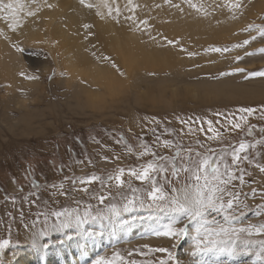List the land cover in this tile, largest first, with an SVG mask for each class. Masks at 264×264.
I'll use <instances>...</instances> for the list:
<instances>
[{
	"label": "rangeland",
	"instance_id": "374dc122",
	"mask_svg": "<svg viewBox=\"0 0 264 264\" xmlns=\"http://www.w3.org/2000/svg\"><path fill=\"white\" fill-rule=\"evenodd\" d=\"M52 1L59 3V0H40L38 14L29 18L31 28H27L22 35L16 32L15 42L9 38L8 34V36H0V55L2 53L10 55L7 45H18L24 49L21 57L26 64L20 66L19 72H5L3 67L1 70L4 72H0V240L10 241L9 246L0 253V264H15L14 261L23 257L28 250H33L36 254L33 264H93L97 258L111 259L115 253H119L127 262L136 261V264H143V261L149 259L153 261L166 259V253L149 252V249L161 247L173 251L179 264H197L200 257L189 255L193 244L192 236L184 237L173 248L175 240L154 235L155 230L169 222L168 218L163 214H153L145 209L126 212L118 218L89 220L83 225L82 230L66 229L62 232H50L47 237L37 234L46 228L44 215L53 211L68 208L75 209L81 216L85 212L96 216L111 203L117 206L126 203L122 196H130V190L126 186L117 188L114 181L104 186H101L99 182L84 186H81L79 182L76 184L71 182L76 176L93 173L103 178L119 167L127 170L138 167L140 163L150 159V157L140 159L136 155L127 154L124 145L116 143L120 136H124L132 144L134 151L138 150L140 139L152 144L155 137L150 129L153 128L156 129V135L161 136V140L174 139L177 134H180L184 136L183 143L189 144L193 143V137L187 134L190 125L193 129L203 127L205 131L198 132L196 135L202 141L208 142L207 137L211 133L207 132V124L204 121L213 120L216 128H220L221 124L228 127L225 124L226 117H238L239 108L251 107L256 109V112L248 118L249 124L255 125L252 136H247L246 131L236 130L230 134V139L234 143L242 138L252 143L264 140V133L260 131L264 128V119L261 118V112L264 111V77L249 75L254 71L264 70V54L245 55V52H256L259 47H264V39L258 38L244 48H233V45L242 43L251 35H255L254 31L251 33L244 31L249 24L264 23V0H240L241 8L233 11H229L227 7L228 0H193V3L203 5L204 10L201 12L190 8L185 0H171V3H167L166 0H132L131 6L128 5V0H110L113 7L120 8L118 17L115 16V12L112 16L107 15L106 9L101 10L104 16L98 15L96 8L89 9L80 4L79 0H74L75 4L82 8L81 28L91 34L86 42L81 44L84 48L82 57L89 62V65L96 62L98 64L108 62V66L110 65L114 71L121 74L117 72L120 77L123 75L126 79L127 73L114 61L113 55H109L104 47L101 48L103 46L101 33L97 32H101L100 22L104 20L103 18L107 17L111 21L117 20V23H121L126 17L131 16L130 20L134 23L132 33L140 34L143 43L140 46L141 49L152 50L153 48L148 44L154 45L153 42L156 41L155 46L158 43L164 48L175 49L182 59L189 60L187 71H197L198 74L194 77L196 80L222 82L233 79L238 88L250 91L249 94L241 96L238 89H232L230 94H235L233 97L215 94L208 98L206 96L212 93L204 90L205 87L200 85L201 88L198 89L201 92V98L205 101L200 98L185 100V96H182L172 99L173 104L179 100L175 111L160 108L151 113L150 110L141 106L143 112L136 109L119 114L116 112L118 115L114 117L111 116V112H107L114 106H108L103 111L106 113L100 112L103 114L95 113L92 108H86L85 98L78 94L81 83L71 80L70 76L63 71L61 55L65 51L71 57L74 42L66 39L69 34L63 16L58 17L53 13L48 15L52 9L46 5L52 4ZM89 2L99 3L100 0H86V3ZM176 4L180 5L183 11L173 7ZM127 7H135V11L132 12ZM89 15L91 17H88ZM176 15L183 19L194 16L193 18L200 21L202 27L197 28V34L194 33V36L193 34L189 36L167 34L166 27L172 23ZM26 19L28 18H24L22 25L29 23ZM51 23L58 24L66 34H63L62 38L59 37L58 29H53ZM3 30H5L4 22L0 20V32ZM28 32L33 33L35 37L24 42L23 39ZM169 40L173 43L169 44ZM69 43L72 44L69 45ZM213 47H227L231 51L226 54L207 51ZM189 53L195 55H189ZM238 55L242 57L239 61L235 59ZM91 57L93 60L90 59ZM0 66H4V62ZM204 68L206 70L201 71ZM235 68H244L245 72L236 73ZM222 72L229 75L222 76L220 75ZM32 76L38 78H26ZM32 83L42 84L43 95L35 92L36 95L29 93L26 96ZM157 84L150 88L157 87ZM87 86L100 93L104 92L102 87L90 83ZM69 88H76V92L65 96ZM11 89H16L17 92L12 95ZM19 91L21 96L28 97L30 102L31 113L27 115L31 118L27 119L25 124L20 120L28 108L18 105L24 102L18 94ZM118 99L115 98L114 101ZM129 99L127 98V101L134 100V98ZM80 101L81 104H79ZM124 101L125 99L121 102L120 98L118 105ZM33 111L38 114L32 113ZM217 113L220 115H216ZM197 117L200 121H196ZM217 120L220 124L215 123ZM15 121L19 124L15 125ZM181 121H188L189 124H182ZM196 122L198 125L195 124ZM165 128L169 129V132L165 133ZM211 146L218 147L215 143ZM250 151L255 156L256 163H264V144L257 145ZM169 153L170 150H163V154ZM105 157L107 160L104 159ZM241 167L246 168L252 175L245 177L246 182L243 185H240L238 181L234 182L239 199L249 206V210L245 211L238 221L233 222L236 227L264 221V215L256 216L259 210L257 205L264 204V173H260L255 168V164L248 165L245 162ZM125 179L127 180V176ZM33 181L47 187L34 188ZM61 182L65 185L63 190L51 187L52 184L59 185ZM133 186L146 187L136 180H133ZM83 187H88L87 193L82 190ZM252 188H256L255 197L252 195ZM61 191L64 194H59ZM32 192H36L37 195H31ZM137 195L144 198L143 192ZM101 196L105 197L103 203L99 199ZM236 214L239 216V210ZM216 218L222 222V216ZM123 221L128 223H122ZM49 222H55V217H52ZM126 227L131 231L129 237L120 233ZM189 228L191 229V226ZM139 231L141 233H138ZM96 232L102 236V244L99 241L97 244L92 243L90 248L95 245L93 251L80 255L77 260L71 259V256L66 258L64 252L59 250L60 246H65L66 241L78 247L80 244L76 241L77 237L81 235L91 239L90 237L97 235ZM110 232L115 235L105 238V234ZM114 237L119 238L116 244L110 242V238ZM104 238L108 239L107 246ZM251 238L264 239V235H254ZM45 243L49 244L48 248L42 247ZM255 251H258V246L254 247L252 252L240 254L235 260L220 256L218 264H251L256 259ZM142 253H148V255H142ZM82 256L85 258L83 259ZM205 259L212 260V257Z\"/></svg>",
	"mask_w": 264,
	"mask_h": 264
},
{
	"label": "snow or ice",
	"instance_id": "6c2138e0",
	"mask_svg": "<svg viewBox=\"0 0 264 264\" xmlns=\"http://www.w3.org/2000/svg\"><path fill=\"white\" fill-rule=\"evenodd\" d=\"M79 2L89 9L96 8L98 15L104 14L102 9H106L109 16H112L114 12L115 16L120 15V8L113 7L110 0H100L99 3H86V0H79ZM166 2L171 3V0H166ZM185 3L197 12L204 10L203 5L193 3V0H185ZM128 5H132V0H128ZM46 6L52 7L51 4ZM241 6L240 0H228L229 11L238 10ZM173 7L180 8V5L176 4ZM39 10L40 0H0V20L4 22L6 28L13 32L22 26L24 18L35 17ZM129 10L134 12L135 7H130ZM180 10L183 11L182 8ZM126 19H132V17L129 16ZM144 23L147 22L144 21ZM85 27L89 26L85 25ZM244 31L249 33L254 31L255 35H251L242 43L233 45V48H244L258 38L264 39V23L249 24ZM168 43L172 44L173 41L169 40ZM14 47L17 52H24V49L18 45H14ZM207 51L223 54L231 49L213 47ZM255 54H264V47H259L256 52H245L246 56ZM189 55L195 54L189 53ZM235 59L239 61L242 57L238 55ZM234 72L243 73L245 69L235 68ZM220 75H229V73L222 72ZM249 75L264 77V70L254 71ZM26 78L36 79L38 77ZM238 112V117L225 118V124L228 127L221 124L220 128H216L213 120L204 121L207 124V132L211 133L207 137L208 142L202 141L196 135L198 132L205 131L203 127L193 129L190 125L187 134L193 137V143L189 144L183 143L184 136L180 134H177L174 139L161 140V136L156 135V129L153 128L150 129L155 137L152 144L140 139L138 150L134 151L132 144L124 136H120L116 143L124 145L127 154L136 155L140 159L144 157H150V159L140 163L138 167H131L127 170L119 167L103 178L93 173L76 176L71 182L73 184L79 182L81 186L99 182L101 186H104L114 181L117 188L126 186L130 190V196H122L126 203H123L122 206L111 203L96 216H92L90 212H85L81 216L75 209L69 210L68 208L62 211H53L44 215L46 228L37 235L47 237L50 232H62L66 229L82 230L83 225L89 220L118 218L123 213L145 209L150 213L163 214L168 218L169 222L155 230L154 235L175 240L173 248L184 237L192 236L193 244L189 255L200 257L197 264H218L220 256H227L231 260H235L242 253L252 252L256 246H258V251L254 252L256 259L251 264H264V239L251 238L254 235H264V221L248 223L246 226L239 227L233 225L234 221H238L244 212L249 210L248 204L239 199V193L236 191L234 183L238 181L240 185H243L246 182L245 177L252 175L241 165L245 162L248 165L255 164V168L260 173H264V163H256L255 156L250 151L257 145L264 144V140L252 143L242 138L234 143L230 139V134L236 130L246 131L247 136H252L255 128V125L249 124L248 118L256 112V109L241 107ZM261 118L264 119V111L261 112ZM196 121H200V118L197 117ZM181 123L189 124L188 121H181ZM215 123L220 124V121L217 120ZM221 129L224 130L221 131ZM260 131L264 133V128H261ZM164 132H169V129L165 128ZM226 141L227 143H225ZM213 143L218 147H212ZM164 149L170 150V153L163 154ZM104 159L107 160V157ZM65 179L68 178L65 177ZM133 180L141 182L146 187H134ZM32 185L37 189L47 187V185L36 184L35 181L32 182ZM51 187L63 190L65 185L61 182L59 185L52 184ZM82 190L87 193L88 187H83ZM141 192L144 193V198L137 195ZM251 192L255 197L256 188H252ZM59 194L64 193L61 191ZM31 195L36 196L37 193L32 192ZM99 199L103 203L105 197L101 196ZM257 208L259 210L256 212V216L264 215V204L257 205ZM238 210L239 216L236 214ZM217 216H222V222L216 218ZM52 217H55V222L50 223ZM122 223L128 222L123 221ZM9 244L8 239L0 240V253ZM42 247L48 248L49 244L45 243ZM149 252L166 253L167 258L157 261L149 259L143 261V264H173V262L179 264L175 253L167 248L149 249ZM142 255H148V253H142ZM209 256L212 257V260L205 259ZM93 264H136V261L127 262L119 253H115L111 259L99 257L93 261Z\"/></svg>",
	"mask_w": 264,
	"mask_h": 264
},
{
	"label": "bare ground",
	"instance_id": "6f19581e",
	"mask_svg": "<svg viewBox=\"0 0 264 264\" xmlns=\"http://www.w3.org/2000/svg\"><path fill=\"white\" fill-rule=\"evenodd\" d=\"M51 5L52 11H50L48 15H51V13H53L58 17L63 16L64 24L69 34V36H66V39L72 40L74 42V47L72 48V56L70 57L69 55H67L65 51H63L61 55V66L63 68V71L70 76L71 80H77L81 83L78 94L85 98L86 108H92L95 113L105 111L108 106H114V108H111L109 109V111H107L111 112L112 115H110L113 117L118 115L120 112H132L134 109L143 112L141 106L145 109H148V111L150 110L151 113H153L155 109L160 108H164L169 111H175L179 100L175 104H173V98L185 96V100H196L198 98L202 99L201 92L198 89L201 88L200 85H203L205 87L204 90L212 93V95L206 96L208 98L215 96V94L233 97L235 94H230L232 89H238L241 96L250 93V91L248 90H242L241 88H238L233 79H227L222 82H211L207 80L202 81L203 79L196 80L194 77L198 74L197 71H187L189 60L182 59L178 51H176L175 49L173 50L170 48H164L162 44L158 45V43L157 46H155L156 41L153 42L154 45L148 44L151 45V47L153 48L152 50H147L144 48L141 49L140 46H142L143 43L141 42L142 40L140 39V34L137 35V33H132L134 30V23L130 19L125 18V20L121 23H117L118 21L116 19V22H114L110 19H107V17L103 18L104 20L100 22L101 32L97 33H101V42L103 43V46H101V48L104 47L105 51H107L109 55H113L114 61L127 73L128 76H125L126 79L123 75L120 77L118 75L119 72L114 71V69L111 68L110 65L108 66V62H99V64L96 62V64L93 61L94 64L89 65V62L85 61L82 57L84 48L83 46H81V44L86 42L88 37L91 36V34H88L87 30L83 31L81 28L83 16L81 11L82 8L80 9V6H77L74 0H59V3L52 1ZM88 17H91V15H89ZM193 17L190 16L183 19L179 15H176L173 18L172 23L166 27L165 31L167 32V34H170L172 36H180L182 34L188 36L190 34H193L194 36V33L197 32V28L200 29L202 27V24L200 23V21L194 19ZM97 18L99 17L97 16ZM26 21H29V23L17 28L15 32L5 27V30H3V32H0V36L9 35V38H11V40L15 42L16 40L14 39V34L16 32L22 35V33L26 31L27 28H31V19L28 18L26 19ZM52 25L53 26L51 27L53 29H58L57 32L59 34V37L62 38V35L66 34V32L63 31L58 24L53 23ZM11 32L13 33L11 34ZM75 32L76 34L74 35ZM34 37L35 36L33 35V33L30 34L28 32L25 35L23 41H30L31 39H34ZM98 39L100 42V37ZM70 44L72 43H69V45ZM97 46L99 47L98 44ZM6 47L10 51V55H4V53L0 55V65L2 64V62H4V66H0V72H19V69H21L20 66L26 65L22 60L21 52L16 51V47H14V44L7 45ZM11 54L13 55V57ZM90 59L93 60V57H91ZM10 62H12V64H10ZM2 67L4 68V71L1 70ZM205 70L206 68L202 69L201 71ZM143 71H145L144 74H141ZM21 78H23V76H21ZM61 83L66 86L64 82ZM88 83L94 86L96 85L98 87H102L104 89V92L100 93L98 92V90H92L90 86H87ZM154 83H158L156 85L157 87L150 88L152 85H155ZM69 89L70 90L65 93V96H68V94H74V92H76V88ZM202 90L203 89H201V91ZM16 92V89H11L12 95ZM35 92L42 94V84L40 85L32 83L31 86H29L26 96H28L29 93L35 94ZM18 94H20V91L18 92ZM21 95L22 94H20V98H22L24 102H21L18 105L28 108V111L20 120V122H24L25 124L27 123V119L31 118L29 115H27L28 113H31V110H29L30 102L28 100V97H22ZM115 98H119L118 101L115 102ZM120 98L121 102L124 99V102H126L127 98H130L129 100H131V98H134V100L127 101L126 103L123 102L121 105H118ZM202 100L205 101V99ZM79 104H81V101L79 102ZM32 113L38 114L34 111ZM43 114L44 113H42V115ZM15 122V125L19 124V122ZM135 122L138 123L137 121ZM195 124H197V122ZM130 232V229L126 227L120 233L129 237ZM138 233H141V231H139ZM114 235L115 234L110 232L109 234H105V238ZM101 237L102 236H100V234H97L95 237H90L91 239H87L86 237L80 235V237L76 238V241L80 244L78 247H76L72 243H69V241H66L65 246H60L59 250L64 252L66 258H69L71 256V259L77 260L80 255L88 253V251L90 250L93 251L95 245L94 247L90 248V245L92 243L97 244V241H99V243L102 244ZM80 241L85 242L81 243ZM107 241L108 239H105V243ZM118 241L119 238L117 237L110 238V242L112 244H116ZM82 258L84 259L85 256H82ZM35 259L36 254L33 252V250H28L23 257L15 260L14 262L15 264H33Z\"/></svg>",
	"mask_w": 264,
	"mask_h": 264
}]
</instances>
